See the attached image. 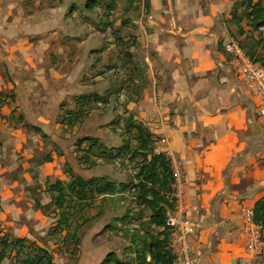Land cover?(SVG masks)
<instances>
[{
  "label": "crops",
  "instance_id": "obj_1",
  "mask_svg": "<svg viewBox=\"0 0 264 264\" xmlns=\"http://www.w3.org/2000/svg\"><path fill=\"white\" fill-rule=\"evenodd\" d=\"M251 9L244 0H0L3 113L39 116L48 101L71 97V80L91 66L83 55L97 60L90 69L100 86L101 75L126 67L114 81L129 78L131 90L120 94L131 95L130 117L150 127L185 174L181 204L200 224L198 264H245L241 208L255 211L264 197V118L225 44L242 40L249 49ZM95 37L104 44L91 48ZM113 38L135 40L131 63L105 61Z\"/></svg>",
  "mask_w": 264,
  "mask_h": 264
},
{
  "label": "rangeland",
  "instance_id": "obj_2",
  "mask_svg": "<svg viewBox=\"0 0 264 264\" xmlns=\"http://www.w3.org/2000/svg\"><path fill=\"white\" fill-rule=\"evenodd\" d=\"M260 37L254 27L247 43L257 56L264 54ZM102 40L95 37L91 48L103 45ZM106 43L111 46L105 61H121L124 66L132 62L129 50L134 39L113 38ZM114 44L118 47H112ZM78 49L77 53L85 51ZM90 58L83 55L81 60L96 68L97 60ZM65 66L71 70L69 64ZM91 66L71 80V97L59 95L48 101L39 116L32 110L29 116L23 112L5 115L2 108L10 103L9 96L4 98L0 92V231L9 240L26 238L28 244L44 246L57 264H103L110 253L126 260L145 251L150 260L149 235L162 237L163 233L148 224L151 209L139 200L132 186L142 176L144 154L154 152L159 137L129 115L131 95L122 98L120 94L124 88L131 90L125 84L129 78L123 79V84L114 81L126 73V67L101 75L100 82L105 84L100 86ZM83 95L90 98L79 101ZM129 120L143 124L148 138L153 136L146 148L142 149L139 133L129 127ZM86 137L92 141L81 143ZM77 177L111 183L117 192L103 195L91 183L83 197L68 195L65 205L59 207L51 187L57 182L69 184ZM2 247L0 243V250ZM2 264L19 263L10 253Z\"/></svg>",
  "mask_w": 264,
  "mask_h": 264
},
{
  "label": "trees",
  "instance_id": "obj_3",
  "mask_svg": "<svg viewBox=\"0 0 264 264\" xmlns=\"http://www.w3.org/2000/svg\"><path fill=\"white\" fill-rule=\"evenodd\" d=\"M263 1L244 0V4H247L248 8H252L248 13V18L252 21V25L256 30L259 29V26L264 25ZM258 41L264 47V36L261 35ZM248 54L254 57L256 61L264 64V54L257 56L249 49ZM89 98V95H83L79 97V101H86ZM129 122L130 120L127 122L129 127L135 128L139 133L142 149L146 148L149 142L152 141L153 136L151 135L148 138V132L143 124ZM91 139L88 137L82 138L81 143L90 142L92 141ZM144 158L145 164L142 165V176L139 177V182L132 186V189L135 188L134 192L138 195L139 200L147 202L152 208V214L148 220V224L161 228L160 233H163V236L161 237L156 234L149 235L147 248L150 260L147 258L146 251L145 253H138L135 259L126 260L120 259L110 253L103 261V264H172L174 261V253L169 246V229L166 226V212L169 207H172L166 197V192L170 190L171 165L164 154L153 152L148 155L146 153L144 154ZM91 183H95L97 191L103 195L117 192L115 185L111 183H100L99 181H95V179L84 180L83 178L77 177L69 184L65 185L62 182H57L51 187L53 192L57 193L55 198L56 204L59 207H63L68 195H81L83 197ZM255 219L264 225V197L256 203ZM0 243L3 244L0 250V264H2L10 253L14 254V258L17 259L19 264H57L49 249L37 243L28 244L26 238L9 240L6 236H2V232L0 231Z\"/></svg>",
  "mask_w": 264,
  "mask_h": 264
},
{
  "label": "built area",
  "instance_id": "obj_4",
  "mask_svg": "<svg viewBox=\"0 0 264 264\" xmlns=\"http://www.w3.org/2000/svg\"><path fill=\"white\" fill-rule=\"evenodd\" d=\"M257 31L264 36V25L259 26ZM225 50L231 56V63L238 77L256 97L259 114L264 118V64L248 54V48L242 40L226 43ZM161 141L166 143L167 139L162 138ZM154 152L164 154L166 158L170 156V151L162 150L158 146L154 147ZM171 171L170 190L166 192V197L172 207L166 212V226L170 234L169 246L174 253L172 264H198L193 236L200 224L197 219L187 214V210L181 204L186 192V179L181 166L171 165ZM132 190L135 191V188ZM241 212L244 220L243 228L248 236L249 260L245 264H256L258 258L264 255V225L256 221L254 209L245 205L241 208Z\"/></svg>",
  "mask_w": 264,
  "mask_h": 264
}]
</instances>
